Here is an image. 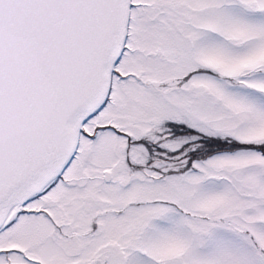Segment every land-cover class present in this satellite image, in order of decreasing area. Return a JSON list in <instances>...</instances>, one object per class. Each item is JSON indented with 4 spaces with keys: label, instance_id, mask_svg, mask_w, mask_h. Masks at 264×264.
Segmentation results:
<instances>
[{
    "label": "snow or ice",
    "instance_id": "snow-or-ice-1",
    "mask_svg": "<svg viewBox=\"0 0 264 264\" xmlns=\"http://www.w3.org/2000/svg\"><path fill=\"white\" fill-rule=\"evenodd\" d=\"M0 264H264V0H0Z\"/></svg>",
    "mask_w": 264,
    "mask_h": 264
}]
</instances>
